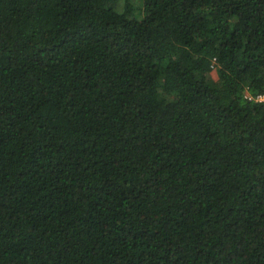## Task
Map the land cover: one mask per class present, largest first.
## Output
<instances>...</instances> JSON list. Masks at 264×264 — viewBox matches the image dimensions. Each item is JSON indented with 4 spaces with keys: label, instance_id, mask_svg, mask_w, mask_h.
<instances>
[{
    "label": "trees",
    "instance_id": "16d2710c",
    "mask_svg": "<svg viewBox=\"0 0 264 264\" xmlns=\"http://www.w3.org/2000/svg\"><path fill=\"white\" fill-rule=\"evenodd\" d=\"M260 96L264 0H0V264H264Z\"/></svg>",
    "mask_w": 264,
    "mask_h": 264
},
{
    "label": "built area",
    "instance_id": "2783aa9c",
    "mask_svg": "<svg viewBox=\"0 0 264 264\" xmlns=\"http://www.w3.org/2000/svg\"><path fill=\"white\" fill-rule=\"evenodd\" d=\"M258 100H259V101H264V96H260V97L258 98Z\"/></svg>",
    "mask_w": 264,
    "mask_h": 264
},
{
    "label": "rangeland",
    "instance_id": "374dc122",
    "mask_svg": "<svg viewBox=\"0 0 264 264\" xmlns=\"http://www.w3.org/2000/svg\"><path fill=\"white\" fill-rule=\"evenodd\" d=\"M212 78H213L214 80H216V75H215L214 72H212Z\"/></svg>",
    "mask_w": 264,
    "mask_h": 264
}]
</instances>
